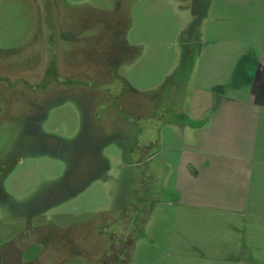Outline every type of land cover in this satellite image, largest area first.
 <instances>
[{
	"label": "rangeland",
	"instance_id": "1",
	"mask_svg": "<svg viewBox=\"0 0 264 264\" xmlns=\"http://www.w3.org/2000/svg\"><path fill=\"white\" fill-rule=\"evenodd\" d=\"M263 55L264 0H0V243L36 213L21 264H264L225 148Z\"/></svg>",
	"mask_w": 264,
	"mask_h": 264
},
{
	"label": "crops",
	"instance_id": "2",
	"mask_svg": "<svg viewBox=\"0 0 264 264\" xmlns=\"http://www.w3.org/2000/svg\"><path fill=\"white\" fill-rule=\"evenodd\" d=\"M248 63L242 62L241 82L240 78L233 79L232 86L243 85L246 96L230 95L231 103L225 111V131L230 137L225 148L240 150L242 174L247 175V181L254 176L260 182L264 178V55L256 67ZM197 122L201 124L202 120ZM232 139L240 143L233 144Z\"/></svg>",
	"mask_w": 264,
	"mask_h": 264
},
{
	"label": "flooded vegetation",
	"instance_id": "3",
	"mask_svg": "<svg viewBox=\"0 0 264 264\" xmlns=\"http://www.w3.org/2000/svg\"><path fill=\"white\" fill-rule=\"evenodd\" d=\"M125 45V41L123 40V46ZM126 46H128L126 44ZM126 53V52H125ZM124 53V54H125ZM0 193L1 195H4L3 192V187H2V182L3 179L5 178V176L7 175V171L4 169V166L0 163ZM36 215V213L34 214ZM31 215L29 217L26 216V218L24 219V224L29 228V230H25L24 233L17 231V233L15 232L12 235V240L7 242V241H2L0 243V264H21L20 261V257L21 253H22V248H20L19 246L14 245L15 241L22 238L23 240H26V244L30 245L32 243H36L40 240V231L38 230L37 226L35 225L34 228L30 227L32 224L33 219H35V216ZM31 228V229H30ZM40 234V235H39ZM14 248L13 249V253L11 254L10 252V247H12L13 245ZM11 256V257H10ZM14 260H17V263H14Z\"/></svg>",
	"mask_w": 264,
	"mask_h": 264
}]
</instances>
